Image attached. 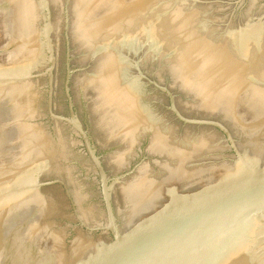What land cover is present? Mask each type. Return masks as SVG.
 <instances>
[{
    "label": "water",
    "instance_id": "water-1",
    "mask_svg": "<svg viewBox=\"0 0 264 264\" xmlns=\"http://www.w3.org/2000/svg\"><path fill=\"white\" fill-rule=\"evenodd\" d=\"M0 264H264V0H0Z\"/></svg>",
    "mask_w": 264,
    "mask_h": 264
}]
</instances>
